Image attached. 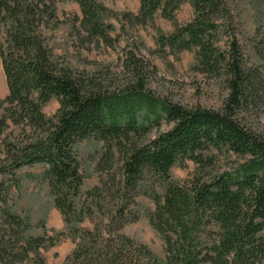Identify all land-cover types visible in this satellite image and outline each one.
<instances>
[{"label":"trees","instance_id":"trees-1","mask_svg":"<svg viewBox=\"0 0 264 264\" xmlns=\"http://www.w3.org/2000/svg\"><path fill=\"white\" fill-rule=\"evenodd\" d=\"M78 30L112 44L107 19L117 15L99 0H76ZM184 0H140L134 17L147 25L161 11L173 19ZM193 18L160 34L162 47L197 48L196 67L224 77L228 95L218 109L187 107L163 100L145 86V63L125 52V80L108 88L92 74L74 71L54 54L44 34L55 16L54 0H0V58L8 94L0 100V264H45L42 250L71 238L74 247L62 264H264V133L242 117L256 90L235 34L221 44L230 26L225 0H188ZM131 16L133 17L131 19ZM257 53L263 57L261 48ZM57 99L52 116L43 107ZM165 122L170 127L149 138ZM87 139L103 142L97 162L99 184L80 207L85 176L77 150ZM236 157L229 169L215 170L218 155ZM197 164L182 182L171 169L183 159ZM44 165L63 231L34 234L37 227L10 203L12 187L22 188L18 171ZM138 196L150 198V223L165 242V258L121 233L139 218ZM90 218L92 229L83 227ZM45 228V223L41 224Z\"/></svg>","mask_w":264,"mask_h":264},{"label":"rangeland","instance_id":"rangeland-1","mask_svg":"<svg viewBox=\"0 0 264 264\" xmlns=\"http://www.w3.org/2000/svg\"><path fill=\"white\" fill-rule=\"evenodd\" d=\"M117 15L107 19L114 30L110 32L112 44H105L97 38H89L78 30L81 10L76 0H54L55 16L58 25L53 21L44 34L54 46V54L60 62L74 71L99 74L103 84L108 88L121 84L126 74L122 71V60L125 52L132 50L145 63V86L154 95L169 102L187 107L201 106L218 109L228 95L224 77L204 74L196 67L197 48L181 52L169 47H162L158 38L160 34H170L176 26L183 25L194 16V10L188 0H184L173 19H166L161 11L155 13L154 20L147 25L132 23L125 19V13L134 17L140 7V0H99ZM231 18L230 26L220 34L221 44L228 35L235 34L246 65L256 75V90L251 103L243 110L244 122L253 130L264 133V0H225ZM131 16V19L133 18ZM133 20V19H132ZM261 48L263 57L257 53ZM8 94L5 74L0 58V100ZM59 108L57 99H51L43 112L52 116ZM1 112V111H0ZM170 125L164 121L153 127L149 138L168 129ZM81 171L85 176L81 187V196L77 198L78 207L82 205L88 190L99 184L97 162L103 150V142L95 139L81 141L77 146ZM236 157L218 155L215 170L229 169ZM45 167L41 164L25 166L18 171L22 188L15 187L10 191V203L23 216H30L37 227L34 234L51 233L53 230L66 229L63 215L54 204V197L47 182L41 178ZM197 170V164L191 159L180 160L172 169L173 179L182 182L191 178ZM139 218L127 223L121 233L131 237L138 243L146 244L158 257L165 258V242L163 237L150 223L148 214L154 210L152 200L146 196H138L132 207ZM45 223V228L41 224ZM83 227L93 228L90 218L83 222ZM74 242L67 237L54 247L42 250L45 264H62L65 257L74 247ZM23 264H35L27 262Z\"/></svg>","mask_w":264,"mask_h":264}]
</instances>
